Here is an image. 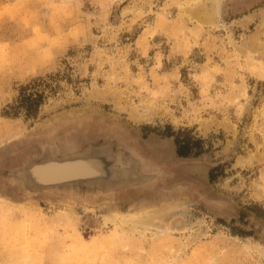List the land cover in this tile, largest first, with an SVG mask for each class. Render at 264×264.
Segmentation results:
<instances>
[{"label":"rangeland","instance_id":"rangeland-1","mask_svg":"<svg viewBox=\"0 0 264 264\" xmlns=\"http://www.w3.org/2000/svg\"><path fill=\"white\" fill-rule=\"evenodd\" d=\"M0 264H264V0H0Z\"/></svg>","mask_w":264,"mask_h":264},{"label":"bare ground","instance_id":"bare-ground-1","mask_svg":"<svg viewBox=\"0 0 264 264\" xmlns=\"http://www.w3.org/2000/svg\"><path fill=\"white\" fill-rule=\"evenodd\" d=\"M136 116V115H135ZM141 117V116H140ZM143 117V116H142ZM149 118V117H148ZM140 119V118H139ZM73 137V136H72ZM80 145V144H79ZM45 146V145H44ZM60 150V149H59ZM92 153V152H91ZM97 153V152H96ZM109 153V152H108ZM134 153V152H133ZM38 154V153H37ZM85 155V154H84ZM136 155V154H135ZM37 157V156H36ZM145 161V160H144ZM23 163V162H22ZM151 163V162H150ZM22 166V165H21ZM144 166V165H143ZM53 167V168H52ZM95 169L97 168V166L94 167ZM48 169V167H47ZM46 169V170H47ZM56 167L54 168V166H50L48 171L49 173H53V171H55L56 173H59L57 170H55ZM41 171V169H40ZM120 171V170H119ZM55 175H52V177ZM120 176V175H119ZM119 183V182H118ZM117 184V183H116ZM17 187V186H16ZM20 187V186H19ZM34 187V186H33ZM153 187V186H152ZM21 188V187H20ZM55 191V190H54ZM64 192V190L62 191ZM75 192V191H74ZM97 192V191H96ZM111 192V191H110ZM119 192V191H118ZM22 193V192H20ZM26 193V192H25ZM69 193V192H68ZM85 193V192H84ZM83 193V194H84ZM99 193V192H98ZM104 193V192H103ZM76 194V193H75ZM74 194V195H75ZM90 194V193H89ZM106 194V193H105ZM109 194V193H108ZM34 195V194H33ZM99 195V194H98ZM86 196V195H85ZM169 203H164L163 205H161L160 208L154 209V210H145L142 211L141 213L138 214H134L128 217H124L121 220H118V225L122 228H126L128 232H135L137 231L139 228H141L142 230L140 233L142 234L145 230L147 229H154L156 231L157 234H162L165 231V229H163L160 224L155 223L156 219L158 220V222H162L165 220V218L170 215L171 213H173L174 211H177V203L173 202V207H170L171 205H168ZM178 217V216H177ZM117 219V218H116ZM182 219V218H181ZM106 221H110L113 220V222H115V219H109V218H105ZM169 221V219H168ZM168 223V222H167ZM166 223V224H167ZM115 224V223H114ZM165 226V225H164ZM170 226V230H175L176 228H179L180 226H182V221L181 220H176L175 221H171ZM140 239V238H139Z\"/></svg>","mask_w":264,"mask_h":264},{"label":"water","instance_id":"water-1","mask_svg":"<svg viewBox=\"0 0 264 264\" xmlns=\"http://www.w3.org/2000/svg\"><path fill=\"white\" fill-rule=\"evenodd\" d=\"M50 166L51 165H46L37 170L38 173L36 175L38 176L39 183L48 185L60 179L70 180L75 178H91V176L98 177L103 169L102 162L98 159H94L91 157H88L87 159L83 160L67 162L61 166L52 165L54 166V168L56 167L55 170H57L59 173H56L55 171H53V173H49L48 169ZM95 166H97L96 169L94 168ZM52 175L55 176L52 177ZM107 183L108 181L106 182V184Z\"/></svg>","mask_w":264,"mask_h":264}]
</instances>
